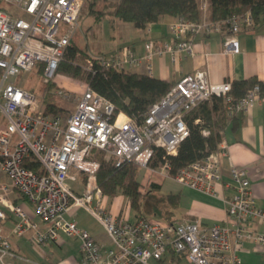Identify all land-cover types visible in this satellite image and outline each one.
<instances>
[{
    "label": "built area",
    "instance_id": "obj_1",
    "mask_svg": "<svg viewBox=\"0 0 264 264\" xmlns=\"http://www.w3.org/2000/svg\"><path fill=\"white\" fill-rule=\"evenodd\" d=\"M83 1L0 0V174L6 179L0 182V264L16 256L2 229L9 214L15 218L11 234L27 236L33 246L57 242L61 235L79 240L80 264H157L168 249L189 264H239L238 253L246 243L264 250V211L256 205L245 170L233 166L229 178L234 192L223 200L226 223L203 225L187 219L130 222L104 208L96 183L99 155L112 160L116 167L133 162L139 169L171 178L182 187L217 197L215 185L222 178L221 148L172 177L167 162L150 166L155 150L176 154L189 132L185 117L199 104L222 97L230 118L264 103V91L255 83L235 100L229 95L230 82L213 83L205 70L197 69L151 104L140 122L117 111L87 84L67 117L45 113L36 95L19 86L17 78L36 71L41 64V82L54 81ZM200 8L206 11L205 0ZM251 25L248 13L214 23L205 16L200 22L177 18L168 24L170 40H147L142 56L123 46L99 62L121 71H136L142 65L144 73L152 76L155 57L168 55L176 61L193 56L195 36L223 32L222 53L238 54L237 34ZM92 63L88 59L86 69H91ZM32 163L38 164L39 172L29 168ZM15 195L33 207L36 221L23 206L14 204ZM74 209L93 217L104 228L112 247H102L68 219Z\"/></svg>",
    "mask_w": 264,
    "mask_h": 264
},
{
    "label": "trees",
    "instance_id": "obj_2",
    "mask_svg": "<svg viewBox=\"0 0 264 264\" xmlns=\"http://www.w3.org/2000/svg\"><path fill=\"white\" fill-rule=\"evenodd\" d=\"M98 1H83L82 7L86 5L85 11L88 15L94 16L96 20L112 15L137 29H144L166 16L173 20L184 18L191 22H200L205 16L208 21L214 23L248 13L252 18V25L246 28H252L264 21V0H207L205 12L201 10L197 0H117L111 4L110 10L96 9L95 6L100 3ZM74 29L70 33L69 43L58 64L56 74L83 80L91 90L112 102L117 111H122L128 117L140 122L148 107L159 100L174 84L145 73L103 67L99 61L106 55H92L86 47H79L71 37ZM88 59L93 62L91 69H86L78 63V60ZM37 71L41 74V64ZM255 83H260L264 91V84L261 81L249 78L232 81L229 95L235 100L239 99ZM42 88L49 92L55 88V85L53 82L42 83ZM226 107L227 103L222 97L214 96L192 109L185 117L188 136L180 142L176 154L166 155L162 149H156L150 166L156 168L159 164L167 162L172 177L181 168L217 152L221 142V131L224 130L228 118ZM61 111L59 107L49 104L45 112L58 114ZM203 131L207 134H203ZM99 162L96 183L102 199L122 196L126 200V209L134 215L133 219H129L126 214L127 220L133 222L138 219H157L168 223L175 221L173 211L179 204V193H160V186L155 183H149L146 192H142V185L137 179L139 167L135 163L125 162L116 167L112 160L102 157ZM29 168L36 172L40 169L36 163L30 164ZM180 258L183 256L168 249L163 259L156 263L171 264Z\"/></svg>",
    "mask_w": 264,
    "mask_h": 264
},
{
    "label": "crops",
    "instance_id": "obj_3",
    "mask_svg": "<svg viewBox=\"0 0 264 264\" xmlns=\"http://www.w3.org/2000/svg\"><path fill=\"white\" fill-rule=\"evenodd\" d=\"M172 20L171 17H162L158 22L151 23L144 29H137L131 24L122 22L124 25L118 27V29L122 32L120 40H123V42L118 44L113 37L115 44L110 54L123 46H129L138 56H142L144 54V43L147 40H170L168 24ZM76 29L75 27L74 31ZM223 34L222 32L212 33L206 37L195 36L193 38V56L180 57L176 61H172L168 55L162 58L155 57L152 62V76L169 83H175L181 77L201 69L207 72L209 80L213 83H231L232 81L249 78L263 81L264 21L252 28H242L239 31L237 39L240 51L235 55H224L222 53ZM89 54L91 53L89 52ZM135 72L144 74V66H139ZM218 148H221L220 150L223 152H221L222 155L219 158L222 178L215 185L217 197L182 187L171 178H165L155 173L151 175L153 180L147 184H158L160 193L164 190L165 193L180 194L179 204L173 211L175 220L187 219L198 221L203 225L226 223L227 218L223 200L230 197L234 192L229 178V169L232 166L236 169L245 170L256 205L264 211V103H256L248 111L227 118L226 126L221 131V142ZM0 182H6L2 174H0ZM172 183H176V186H173ZM123 203L126 207V200L122 196L114 199H104L107 210L113 215H121ZM14 204L23 206L31 218L37 220L34 217L33 207L20 196H14ZM83 211L74 209L66 217L74 220L81 229L86 230L102 247L107 248L101 238L84 226L82 214L86 212ZM14 220V216L9 214L7 221L2 224V229L4 234L8 236L11 250L15 253V249L19 247V244L17 241L11 242L13 238L11 229ZM261 230L262 228H259V231ZM238 258L239 264H264V250L255 248L252 243L248 242L245 244L244 250L238 253ZM73 262L76 263V260L74 259ZM175 263L179 264L178 261Z\"/></svg>",
    "mask_w": 264,
    "mask_h": 264
},
{
    "label": "rangeland",
    "instance_id": "obj_4",
    "mask_svg": "<svg viewBox=\"0 0 264 264\" xmlns=\"http://www.w3.org/2000/svg\"><path fill=\"white\" fill-rule=\"evenodd\" d=\"M100 3L95 6L98 10H110L111 4L117 0H99ZM98 1V2H99ZM201 5L202 0H197ZM207 2V0H205ZM86 5L81 9L78 26L71 37L79 47H86L88 52L94 55L105 54L108 55L113 50V37L116 43L121 44L123 40H120L121 30L118 27L124 25L121 21L116 19L112 15H106L96 20L94 16L88 15L85 11ZM8 10H11L10 5H6ZM78 63L82 67H87L86 60H78ZM13 80V79H12ZM19 86L32 91L40 104V108L45 112L46 106L53 104L62 111L58 113L63 117H67L75 108L76 101L80 97L86 82L83 80L73 79L64 75L56 74L54 78L55 88L45 91L42 88V82L39 71H33L32 73H23L17 78ZM60 91L61 94L56 92ZM63 94L66 97H63ZM46 113V112H45ZM102 157L99 155L98 159ZM151 172L145 169H138L137 179L142 184L141 191L146 192L148 188V182L153 180ZM160 177V176H159ZM170 182V181H167ZM174 184V183H172ZM176 184V183H175ZM173 186H176V185ZM70 185V184H69ZM73 186V184H71ZM166 191H161L165 193ZM104 201V200H103ZM103 206L106 208L107 205ZM121 214L133 219V213L126 209L125 204H122ZM81 211H83L81 209ZM84 212V211H83ZM82 212V213H83ZM129 212V214H128ZM85 213V212H84ZM84 220V226L93 232L96 236L104 241L107 248L112 247V243L105 232L104 228L90 215L82 214ZM11 242H18L19 247L15 249L16 256L13 258H6L5 264H80V243L79 240L73 239L61 235L57 242H50L43 246H33L27 237L16 238L12 236ZM76 260V263L73 260ZM179 264H189L185 259L180 258ZM171 264H175L172 262Z\"/></svg>",
    "mask_w": 264,
    "mask_h": 264
}]
</instances>
